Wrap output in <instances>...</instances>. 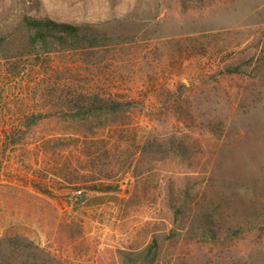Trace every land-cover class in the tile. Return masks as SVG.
I'll return each mask as SVG.
<instances>
[{"label":"rangeland","instance_id":"rangeland-1","mask_svg":"<svg viewBox=\"0 0 264 264\" xmlns=\"http://www.w3.org/2000/svg\"><path fill=\"white\" fill-rule=\"evenodd\" d=\"M1 40L0 264H264V0H0Z\"/></svg>","mask_w":264,"mask_h":264},{"label":"trees","instance_id":"trees-1","mask_svg":"<svg viewBox=\"0 0 264 264\" xmlns=\"http://www.w3.org/2000/svg\"><path fill=\"white\" fill-rule=\"evenodd\" d=\"M20 25L22 34L16 35L15 39L19 56H38L40 52L50 53L55 47L88 52L105 47L109 39L106 29L95 25L75 26L30 17H24ZM3 43L1 40L0 46ZM234 71L236 70L229 68L230 73H235ZM112 105L116 104L111 102L110 106ZM94 109L96 107L93 105L78 106L81 114H89ZM1 252L3 246L0 245V254Z\"/></svg>","mask_w":264,"mask_h":264}]
</instances>
